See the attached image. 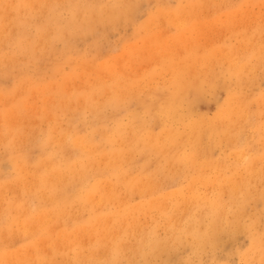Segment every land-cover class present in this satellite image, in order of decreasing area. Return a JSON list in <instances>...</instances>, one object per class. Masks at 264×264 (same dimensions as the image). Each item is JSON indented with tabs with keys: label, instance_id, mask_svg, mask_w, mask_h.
Instances as JSON below:
<instances>
[{
	"label": "bare ground",
	"instance_id": "bare-ground-1",
	"mask_svg": "<svg viewBox=\"0 0 264 264\" xmlns=\"http://www.w3.org/2000/svg\"><path fill=\"white\" fill-rule=\"evenodd\" d=\"M139 1L154 9L132 35L155 39L232 3L0 0V264H134L165 248L199 254L237 232L248 239L240 264H264V90L245 93L264 77V25L235 46L164 43L149 76L128 79L122 60L95 53L102 29L131 25ZM220 85L214 116L196 113L189 93ZM223 149L229 164L215 157Z\"/></svg>",
	"mask_w": 264,
	"mask_h": 264
},
{
	"label": "rangeland",
	"instance_id": "rangeland-1",
	"mask_svg": "<svg viewBox=\"0 0 264 264\" xmlns=\"http://www.w3.org/2000/svg\"><path fill=\"white\" fill-rule=\"evenodd\" d=\"M149 3H151V1L136 2L133 5V10L131 12V16L133 18V22L131 23V25H125V26L119 25L112 31L110 30L107 31V28H105L106 30H104L103 28L102 29L103 32L101 31L102 37L97 42L99 51H97L95 54L97 56V54L99 53L98 54L99 57H97L98 60L101 61L102 59L101 56L106 54H109V56H115V59H118L120 61L122 60L121 63H123L124 65L125 73L128 79L130 77L131 78L138 77V79L148 77L150 74L149 70L150 68H152V62H150V60L153 57L154 58L157 57L159 52V46L163 45L164 43H166L169 46L170 43L177 45L176 46L177 48L175 50H171V48L167 46V49L170 51H179L184 46V42L186 41L189 42L193 41L192 43L195 42L200 46L204 45L207 47L209 46L221 47V45L235 46L239 44L240 37L239 38L237 37L239 32H241L243 29L255 28L259 23H260L259 25H264V21H262L264 19V15H263L264 2L262 3L258 2L259 5H257V3H250V2H247L245 4H239L240 1L232 0L231 5L229 7H223V10L221 7L216 10L209 9V11L213 10V12H209L208 10H205L204 11L205 13L208 12L207 16L208 15L210 16L211 13L213 15H211V17L208 16L207 18L201 19L200 24L195 28H193L194 30L191 29L190 32L188 33L186 32L192 27L191 24L190 26H187V24H183L181 25L182 27L179 26V27L171 28L170 30L160 29V31H155L156 33H159V37H160L159 39H155L154 37L151 38L135 37L132 35L133 27L145 22L147 13L151 9H154L153 7L154 4L153 3L149 4ZM171 5L173 6L175 5L174 0L171 1ZM238 13L239 14L241 13L239 15L240 17L237 16ZM233 14L235 15L233 16ZM231 16H233V18ZM229 17L232 19H228ZM256 17L258 19H256ZM254 19L258 21L256 22V20ZM260 20L262 22H260ZM229 29H231L230 32ZM163 38H165L166 40ZM76 45L80 50L84 48L81 46L80 42L76 43ZM59 46L60 45H58V47ZM64 69L67 70L68 68L65 67ZM258 76L259 78L257 80V83L253 87L248 88L245 91L247 95L248 94L250 95V93L252 92L257 93L260 90H264V77L262 76L260 77V74ZM82 81L84 80L73 79L70 82L73 85L78 86L82 83ZM248 91L249 93H247ZM224 96H225L224 90L221 87V85L218 88L214 89L213 91L206 92L202 95L196 96V94H194L193 92L189 93L190 102H192V106L195 109V112L203 116H206L208 118L214 116L218 105L223 102ZM44 99L45 96L43 95L28 99L27 106L29 110L31 109L30 114H32V111H34L33 108L39 106L41 101H43ZM120 112H121L120 110L117 111L106 110L104 112V116L114 118L113 115L120 114ZM67 120L68 118L66 117L61 118L63 127L66 125ZM252 135L253 134L250 133V137ZM33 152L34 151H31L32 154ZM224 154L227 155L228 157L227 162L229 164L232 161L233 157L231 154L229 155V152L227 150L223 149L221 151H217V153H215V157H217V155L223 156ZM0 155H1V150H0ZM244 156L242 158L248 160L249 153L245 152ZM247 162L248 161H246V163ZM6 167L8 168L6 164L4 165V163H1L0 172L7 173L8 169ZM3 169L5 170L2 171ZM241 172L244 173L243 169ZM261 172L262 175H264V166L261 169ZM184 185L185 184L182 183L179 186L181 188L184 187ZM175 189H176V184L165 188L167 192L173 191ZM139 201L140 200L138 198H135L133 200V203L136 204ZM257 209L260 211L262 207L260 208L258 206ZM153 219L156 221L157 231L159 230L158 233L163 234L164 226L162 220L157 215L156 216L153 215ZM141 221L142 222L144 221L142 225H144L145 227L155 225L154 222H151L150 220L147 221L141 220ZM136 232L141 234V238H144L143 233H141L140 231H136ZM136 232L135 235L137 234ZM163 236H165V234ZM216 240L214 245H212L211 249H208L207 251L199 254L198 253L193 254L191 253L189 248H187L186 246H182L176 250H168L169 249L168 248L167 251L166 248L163 249L160 255L155 257L156 258L155 260H151L152 262L150 260L146 261L140 258H136V257L134 258L133 256H131L132 258L128 259V261H133V263L135 262L134 264H240V257H239L240 254H242L245 250L248 249L247 237L244 234L237 232L235 234H230V235H219L217 236ZM16 245L17 243H15V246H13L14 247L13 250L17 249Z\"/></svg>",
	"mask_w": 264,
	"mask_h": 264
}]
</instances>
